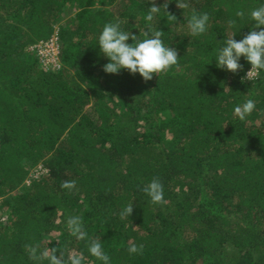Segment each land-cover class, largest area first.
<instances>
[{
	"label": "trees",
	"instance_id": "trees-1",
	"mask_svg": "<svg viewBox=\"0 0 264 264\" xmlns=\"http://www.w3.org/2000/svg\"><path fill=\"white\" fill-rule=\"evenodd\" d=\"M169 2L176 23L162 10L151 27L178 51V67L145 82L124 69L106 74L98 38L118 21L143 39L150 0H0V264H36L24 248L36 243L102 264L68 232L71 215L101 239L110 264H264V70L242 83L243 57L236 74L215 61L230 34L252 30L250 12L264 0ZM193 10L209 14L202 35L187 27ZM56 28L61 68L50 71L31 48ZM248 99L256 108L241 121L234 108ZM39 166L46 172L30 179ZM154 177L164 204L142 191ZM65 180L77 182L71 193ZM130 241L142 254H129Z\"/></svg>",
	"mask_w": 264,
	"mask_h": 264
},
{
	"label": "clouds",
	"instance_id": "clouds-1",
	"mask_svg": "<svg viewBox=\"0 0 264 264\" xmlns=\"http://www.w3.org/2000/svg\"><path fill=\"white\" fill-rule=\"evenodd\" d=\"M169 0H165L163 5L157 6L156 0H150L151 7L148 8L144 16L149 22V27L143 32V39L133 35L132 32L121 30L120 23L109 22L103 26L99 35L100 52L108 59V63L103 66L106 74H119L122 69L130 74L139 75L145 82L151 81L154 75L166 73L174 66L178 67L179 53L175 48L166 46L162 37L164 33L151 27V22L162 10L169 22L176 23L177 17L168 11ZM179 9H187L190 5L188 0H176ZM235 16L243 19L244 11L237 10ZM250 18L254 21V27L239 41L234 39L235 34H230L226 40L221 42L222 46L216 50V66L233 74L243 70L240 63L243 57L250 65L241 82L245 80L253 81L260 77V72L264 70V5H260L250 12ZM207 12L198 13L192 11L187 20V27L191 35H202L207 31L209 22ZM236 26V20L228 21V28ZM131 39L133 43L129 44ZM256 108V101L246 100L243 104L234 108V114L244 121ZM75 180H65L61 182V188L72 192L76 189ZM142 191L150 197L153 204H164V186L158 177H154ZM133 213V204H128L119 212L121 220H129ZM68 232L77 241H85L88 253L102 264H110V256L104 251L101 239L92 238L85 229L83 218L80 215H71L66 220ZM58 242V241H57ZM51 242H49L50 244ZM59 244V242H58ZM60 245V244H59ZM30 260L36 264H85L86 257L83 251L75 248L69 249L65 244L59 247H41L39 243L26 244L24 246ZM129 254H142L143 245L129 242Z\"/></svg>",
	"mask_w": 264,
	"mask_h": 264
},
{
	"label": "built area",
	"instance_id": "built-area-1",
	"mask_svg": "<svg viewBox=\"0 0 264 264\" xmlns=\"http://www.w3.org/2000/svg\"><path fill=\"white\" fill-rule=\"evenodd\" d=\"M33 51H36V53L39 55L40 61H42L43 63L46 62L48 65H54L53 69L60 70L61 46L58 33H55L49 41L41 42L33 46ZM38 168L41 171L40 174L34 175L32 172L30 175V179H37L39 176L46 172L45 170H43V167L39 166ZM26 183L30 185V180H28Z\"/></svg>",
	"mask_w": 264,
	"mask_h": 264
},
{
	"label": "rangeland",
	"instance_id": "rangeland-1",
	"mask_svg": "<svg viewBox=\"0 0 264 264\" xmlns=\"http://www.w3.org/2000/svg\"><path fill=\"white\" fill-rule=\"evenodd\" d=\"M156 2H157V1H156ZM66 20H68V18L65 19L64 22H65ZM58 32H59V29L56 28L55 33H58ZM31 50H33V47L31 48ZM40 62L42 63L43 67H44L46 70H50V71H52V70H57V69H53V68H54V65H48L46 62L43 63L42 61H40ZM44 64H45V65H44ZM57 71H59V70H57ZM32 172H33L34 175H38V174H40L41 171H40L39 168L37 167V168H35ZM26 185L29 186L27 183H26ZM0 224H4V225L7 224V216H3L2 218H0Z\"/></svg>",
	"mask_w": 264,
	"mask_h": 264
}]
</instances>
